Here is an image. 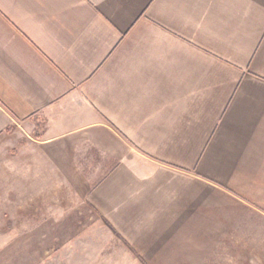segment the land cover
Wrapping results in <instances>:
<instances>
[{"label": "crops", "instance_id": "1", "mask_svg": "<svg viewBox=\"0 0 264 264\" xmlns=\"http://www.w3.org/2000/svg\"><path fill=\"white\" fill-rule=\"evenodd\" d=\"M0 140L126 264H264V0H0Z\"/></svg>", "mask_w": 264, "mask_h": 264}, {"label": "rangeland", "instance_id": "2", "mask_svg": "<svg viewBox=\"0 0 264 264\" xmlns=\"http://www.w3.org/2000/svg\"><path fill=\"white\" fill-rule=\"evenodd\" d=\"M9 149L0 140V264H126L106 224L60 191L28 184Z\"/></svg>", "mask_w": 264, "mask_h": 264}]
</instances>
